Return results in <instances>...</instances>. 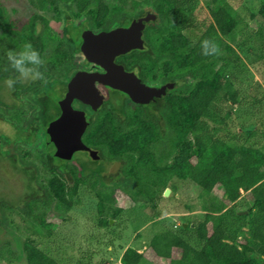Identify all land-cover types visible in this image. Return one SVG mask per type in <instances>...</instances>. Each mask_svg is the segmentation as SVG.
I'll list each match as a JSON object with an SVG mask.
<instances>
[{
    "label": "trees",
    "instance_id": "trees-1",
    "mask_svg": "<svg viewBox=\"0 0 264 264\" xmlns=\"http://www.w3.org/2000/svg\"><path fill=\"white\" fill-rule=\"evenodd\" d=\"M29 1L33 7L42 9L45 8L43 1L49 0ZM61 1L73 3L75 16L89 17L97 23L119 16L130 1L139 10L156 12V22L147 29L148 33L153 31L165 38L164 45L158 46L146 34L145 46L159 58H153L147 51H135L129 64L146 66L144 61L149 59L159 68V76L173 70L175 75L189 76L192 82L184 91L168 93L161 103L129 111L126 119L129 134L116 135L111 131L109 136L93 135L88 139L96 147L98 143L106 144L100 153L103 159H127L123 180L100 186L97 164L94 179L84 174L85 168L72 172L75 182L70 185L62 171L59 173L66 168V163L54 164L50 167L53 180L57 178L63 190L57 193L52 185L51 191L45 187L47 201L31 195L26 202L27 217L42 225L50 237L52 232L46 226L45 217L52 202L56 199L57 209L68 212L82 184L97 191L103 212L116 189L134 202L142 199L138 205L145 209L154 191L161 197L167 189L175 191L172 180H189L207 193L221 189L222 201L204 206V219L187 222V227L182 225V234L166 230L155 235L149 243L153 255L174 264H264V122L260 128L249 129L247 133H241L236 124L235 112L241 94L235 89L234 80L243 66L239 54L224 38L234 35L243 19L235 15L232 0H202L210 22L195 15L190 0ZM109 2L117 5L112 7ZM184 7L191 15L178 27L171 17ZM1 23L8 26L5 20ZM206 38L219 44L220 55L200 54L199 43ZM146 68L145 73H151ZM107 127L113 130V120ZM0 154H3L1 150ZM47 159L54 161L48 156ZM244 197L251 207L242 214L236 204ZM35 206L41 208L39 215L33 212ZM116 216L115 213L112 218ZM109 224L110 220L104 222ZM174 251L178 252L175 260ZM3 252L0 249V261ZM23 253L27 264H60L29 239L24 242ZM125 257L134 264L141 260V255L136 253Z\"/></svg>",
    "mask_w": 264,
    "mask_h": 264
},
{
    "label": "rangeland",
    "instance_id": "rangeland-1",
    "mask_svg": "<svg viewBox=\"0 0 264 264\" xmlns=\"http://www.w3.org/2000/svg\"><path fill=\"white\" fill-rule=\"evenodd\" d=\"M1 2L8 13L17 10L19 16H22L23 8L29 5V0ZM132 2L128 3L127 12L135 15L141 10L135 8ZM190 2L200 20L211 21L202 0ZM232 5L235 15L243 21L234 35L224 39L241 57L243 67L234 80L235 89L241 94L235 117L240 132L247 133L249 129L260 128L264 122V0H232ZM188 11L184 7L171 17L176 26L182 27L189 20L191 14ZM51 25L56 28L58 24L51 22ZM154 39L158 46L160 43L164 45L165 38L156 35ZM6 88L5 85L3 90ZM3 95L0 89V97L7 96ZM1 130L13 138L19 137L16 130L6 124H2ZM231 132L235 134L236 130ZM38 147V143L33 148L22 147L21 144L16 147L24 162L31 164L38 174L33 183L29 176L0 157V249L4 251L1 264H27L23 245L28 239L60 264H134L124 259L129 253L141 255V260L136 264H174L173 261L158 259L153 255L149 248L152 238L166 230L181 233L182 225L187 227V222L195 223L204 219V206L218 205L222 201L221 189L207 193L189 180L174 179L171 185L175 191L169 189L171 193L167 197L165 193L160 197L159 192L154 191L145 209L138 205L142 199L134 202L124 192L116 190L113 200L107 202L106 209L101 212L97 191L88 184L81 185L74 197L73 207L68 212L57 209L56 199L52 202L45 217L46 226L52 232V236L48 237L42 225L27 217L26 202L31 199V195L36 196L35 191L38 189L46 187L51 191V185L57 193L63 189L57 183V178L53 180L54 176L41 171ZM126 162V158H121L110 160L104 165L101 176L105 177L107 185L115 180L117 171L124 176ZM68 178L72 182L68 183L73 185L71 173ZM42 197L45 198L43 194ZM250 207L251 203L245 197L236 204L240 213H246ZM40 209L35 206L33 212L39 215ZM115 213L117 216L113 219ZM106 220H110L109 225H104ZM174 253L175 260L178 252Z\"/></svg>",
    "mask_w": 264,
    "mask_h": 264
},
{
    "label": "flooded vegetation",
    "instance_id": "flooded-vegetation-1",
    "mask_svg": "<svg viewBox=\"0 0 264 264\" xmlns=\"http://www.w3.org/2000/svg\"><path fill=\"white\" fill-rule=\"evenodd\" d=\"M43 3L45 8L39 9L33 7L29 1L28 7H24L21 11L23 12L22 16H19L20 13L18 14L17 10H11L12 14L8 13L0 0V9L2 10L0 13V89L1 92H4L3 96L7 95L5 98L0 97V123L15 129L16 134L19 135L15 138L11 137L6 134L7 132L1 130L2 124H0V150L3 153L0 154V157L29 176V180L33 177L34 181L30 180L33 183L37 180L38 174L31 164L24 162L16 147L21 144L22 147L33 148V145L38 143L37 151L41 159L42 172H48L53 176L50 167L54 164L66 163V168L60 169L59 173L62 171L67 182L72 183L68 178L69 173L72 174L77 170L81 172L86 168L84 174L94 179V167L98 164L97 177L100 178L99 181L101 182L99 184L106 186L107 181L105 177L101 176V173L104 165L110 160L103 159L100 154L106 144L98 143L96 147L90 144L88 139L90 140L93 135L109 136L111 131H114L116 135L129 134L131 130L126 128L129 111L138 106L161 103L170 92L184 91L186 85L191 84V78L184 74L175 75L173 70L159 76V68L155 67V64L149 59L144 61L146 66L129 64L130 56L135 51H147L153 58H159L155 51L145 46L146 34H150L153 39L158 35L153 31L148 33L147 28L151 23L156 22V19H152L143 22V49L120 54L114 58L113 62L116 67H122L126 71L138 69L142 84L157 87L158 90L165 88L164 93L154 97L147 104L123 99L121 88L106 86V82L110 81L105 69L107 66L101 65L102 60L100 58H94L93 55V57H89L90 51L88 49L82 50V45L86 37L93 38L118 29H128L134 21L146 16L149 11L156 12L146 9L135 15H128L127 9L124 8L119 16L108 17L97 23L89 17L75 16L76 8L72 2L49 0L43 1ZM109 5L114 7L117 4L109 2ZM47 14L51 16L48 17ZM4 20L8 25L6 27L1 23ZM128 20L130 22H127ZM51 22L58 24L57 27L54 28ZM26 43H30L40 53L44 61L41 71L45 80L17 83L14 89L6 88L4 91L5 80L16 76L7 60V53L9 50L20 51ZM157 64L160 65V62ZM146 67L151 73H145ZM157 76L159 78H156ZM76 78L77 83L73 85L72 82ZM111 80L115 81L116 78L112 77ZM71 84L73 86L69 87ZM171 85L173 86L170 87ZM70 106L75 115L82 116L87 121V127L81 136V141L86 149L96 153L94 157H89L85 150L72 151L66 159L51 157L46 153V145L50 140L47 132L48 126L60 119L63 108L68 109ZM75 115L73 117L78 120L81 119ZM112 120L113 130L107 127ZM115 120L117 123H114ZM74 125H78V123L76 122ZM47 156L53 158L54 161L49 162ZM123 179L124 176H121V173L117 171L115 180L113 182L109 180V182L113 184ZM35 194L36 197L43 200L48 199L45 188L38 189ZM42 194L45 198L42 197Z\"/></svg>",
    "mask_w": 264,
    "mask_h": 264
},
{
    "label": "water",
    "instance_id": "water-1",
    "mask_svg": "<svg viewBox=\"0 0 264 264\" xmlns=\"http://www.w3.org/2000/svg\"><path fill=\"white\" fill-rule=\"evenodd\" d=\"M152 19H156V15L148 12L146 16L134 21L130 28L118 29L93 38L86 37L82 45V50L88 49L90 51L89 57L100 58L102 60L101 65L107 66L105 69L108 72L110 81L106 82V86L121 88V97L123 99H129L139 104H147L154 97L161 96L165 88L158 90L157 87L142 84L138 69L126 71L122 67H116L113 60L120 54L143 49V22ZM112 77H115L116 80H111ZM76 83L77 78L73 80L72 84L75 85ZM72 84L69 87H72ZM74 115L75 112L71 106L68 109L63 108V114L60 119L48 126L47 132L50 140L46 145V153L49 156L66 159L70 152L76 150H85L89 157L96 155V153L86 149L81 141V136L87 127L86 119L75 115L81 118L78 120L73 117ZM76 122L78 125H74ZM170 193L171 191L167 189L164 196L167 197Z\"/></svg>",
    "mask_w": 264,
    "mask_h": 264
},
{
    "label": "clouds",
    "instance_id": "clouds-1",
    "mask_svg": "<svg viewBox=\"0 0 264 264\" xmlns=\"http://www.w3.org/2000/svg\"><path fill=\"white\" fill-rule=\"evenodd\" d=\"M200 54L203 56H218L221 48L214 39L206 38L200 41ZM7 60L16 73L14 78L5 80L8 89H14L17 83L44 81L45 77L41 68L44 64L40 53L30 43H26L20 51L9 50Z\"/></svg>",
    "mask_w": 264,
    "mask_h": 264
}]
</instances>
